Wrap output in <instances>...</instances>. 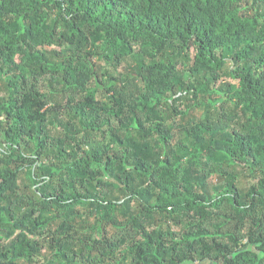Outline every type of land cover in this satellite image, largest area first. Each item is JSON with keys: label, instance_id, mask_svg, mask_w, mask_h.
I'll list each match as a JSON object with an SVG mask.
<instances>
[{"label": "trees", "instance_id": "obj_1", "mask_svg": "<svg viewBox=\"0 0 264 264\" xmlns=\"http://www.w3.org/2000/svg\"><path fill=\"white\" fill-rule=\"evenodd\" d=\"M0 264H264V0H0Z\"/></svg>", "mask_w": 264, "mask_h": 264}, {"label": "rangeland", "instance_id": "obj_2", "mask_svg": "<svg viewBox=\"0 0 264 264\" xmlns=\"http://www.w3.org/2000/svg\"><path fill=\"white\" fill-rule=\"evenodd\" d=\"M197 112L200 114V111H197ZM211 181H212L213 183H215V184L218 183L217 180H216L215 178H212Z\"/></svg>", "mask_w": 264, "mask_h": 264}]
</instances>
